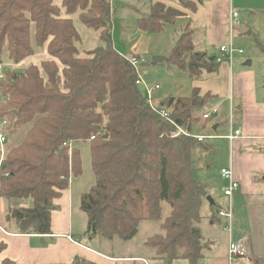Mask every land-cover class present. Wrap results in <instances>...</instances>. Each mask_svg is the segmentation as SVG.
<instances>
[{
  "label": "trees",
  "instance_id": "16d2710c",
  "mask_svg": "<svg viewBox=\"0 0 264 264\" xmlns=\"http://www.w3.org/2000/svg\"><path fill=\"white\" fill-rule=\"evenodd\" d=\"M74 14L98 31L99 44L83 55L69 17ZM177 15L176 9L156 3L138 26L160 32ZM110 18L108 0H60V5L0 0V61L5 56L18 64L34 53L31 25L36 46H46L50 56L18 74L6 68L0 80V119L9 120L5 134L8 141L22 135L1 164L0 197L29 201L17 212L10 209L11 231L50 233V214L57 209L53 200L68 187L70 173H81L77 144L86 142L94 181L79 197L85 235L126 241L142 223H156L159 231L143 243L156 258L198 264L204 246L197 223L206 186L195 176L193 150L215 148L189 133L204 100L195 96L196 90L190 97L163 98L170 121L151 110L134 84V67L113 48ZM192 49L190 36H180L167 61L182 69ZM195 53L214 65L206 52ZM213 65L208 73L216 71ZM193 74L189 67L187 76ZM178 128L187 134L177 133ZM4 248L0 241V251ZM0 264L15 263L5 258ZM69 264L94 263L76 257Z\"/></svg>",
  "mask_w": 264,
  "mask_h": 264
},
{
  "label": "crops",
  "instance_id": "0c3cea01",
  "mask_svg": "<svg viewBox=\"0 0 264 264\" xmlns=\"http://www.w3.org/2000/svg\"><path fill=\"white\" fill-rule=\"evenodd\" d=\"M165 1L171 7L177 6L175 0ZM241 4L244 6L245 2L242 1ZM231 6L240 11L239 5L235 6V0H202L200 4L197 3V10L186 16L194 31L192 37L194 44L199 46L200 40H204L208 45L216 42L217 39L218 42L222 38L228 40L227 15ZM184 23L181 21L180 25ZM33 34L34 26L31 25V44L34 53L20 63H29L30 60L38 57L37 50L39 48L45 50L46 58L43 60L50 58L46 46H36ZM222 44L223 41L219 43V45ZM202 48L207 52L206 48ZM232 59L223 56L220 63H214L215 67L216 64L219 65V69L212 74L202 75L198 80H192V87L198 89L200 96H207L206 98L211 100V105L216 104L218 108L221 107V104L224 106L228 104V107L230 104L234 105L237 114L239 112L243 118V121L241 119L242 123L235 119L241 124V136L228 141V166L220 167V169L230 167L233 178L239 183V188L231 197L234 218L230 237L243 241L247 247V258L237 259L232 264H264V97H262L264 95L261 91L258 95V79L254 70L250 68L251 63L250 65H246V62L243 63L246 65L245 68L249 66V69L238 70L237 67L234 68L236 64L232 65ZM29 64L37 65L36 62ZM157 98L162 99L164 96L161 95ZM232 113L234 114V112ZM252 115L261 119L252 121L249 119V116ZM218 116V120L216 119L208 125V132L197 134L208 135L213 132L221 134L218 129L221 124H227L228 114L222 119L220 118L221 111L218 110V115L215 118ZM208 120L203 121L207 123ZM214 125H216L215 130L212 129ZM206 126L202 129H205ZM214 148L215 152L218 151V146L214 145ZM195 154L197 155L194 158L197 172L207 171L212 167L205 159L208 153L197 148L194 150ZM202 182L207 187L204 201L210 210L208 214L210 221L206 235L201 233L198 227L200 221L197 223L202 239L209 240L204 246L203 258L199 264H229L227 260L229 234L225 232L223 243L219 242L218 236L223 235L219 229L223 226L224 220L213 211L215 208L217 210L226 206L228 198L223 195L220 198H215L206 180ZM72 183L71 181L68 187L62 191L60 197L53 200L57 209L50 214V233L21 234L16 231H8L0 226V241L5 244V248L0 251V263L7 258L15 264H69L77 257L94 264H144V260L147 261V264H189L187 260L181 258L170 262L156 258L154 250L143 244L145 239L153 233L136 239V241L134 240L135 236L126 241L120 240L121 248H115L112 247L114 241L107 243V241L87 237L84 233L86 220L80 225L81 231H76L72 221L73 207L79 208L80 196L74 195ZM226 184L227 180L220 185V188ZM80 194H82V190ZM146 224L150 223L144 225ZM78 232H82V234ZM67 235L72 236L81 244L70 241ZM105 242L107 244H104ZM124 250L125 252H123Z\"/></svg>",
  "mask_w": 264,
  "mask_h": 264
},
{
  "label": "rangeland",
  "instance_id": "374dc122",
  "mask_svg": "<svg viewBox=\"0 0 264 264\" xmlns=\"http://www.w3.org/2000/svg\"><path fill=\"white\" fill-rule=\"evenodd\" d=\"M108 1L111 7L110 23H111V42L113 48L121 55L133 56L137 59L143 58L145 60V62L141 64L142 67L141 75H144L146 80L152 83L155 82L154 84L157 83L160 86L156 92V97H160L161 95L164 96V98L169 96L190 97L193 96L196 90L195 96L199 98H203L202 100H204V104L201 106V108L197 109V113H196L197 115L191 121L190 133L188 132L189 135L208 132V128H209L208 125L211 124L213 121H216V119L217 120L219 119V116L215 118L218 115V110L221 111L220 118L224 119L225 116H227V114L229 116L230 112H234V114L232 113L233 119L234 120L238 119L240 123H242L243 118L240 116L241 114H239V112L237 114L234 105L230 104V106L228 107V104L227 106L221 104V107L218 108L216 104L211 105V100L206 98L207 96L206 97L200 96L198 89L192 87V80H198L201 78L202 75L204 76L206 74H210L206 71V69L210 68L211 65H213V63H211L210 65L207 62H205L206 61L205 59L202 58L200 59L198 53L195 52H203L204 49L202 47H204L207 50L206 55H208L209 58L221 56L217 47L219 46V43H221L222 41L223 43L228 42L227 38H222L220 42H218L217 39L216 42H212L209 45L205 44L204 40H200L199 43L201 44L199 46L194 44L192 39L194 31L190 26L189 19H187L186 16L189 13H192L191 6L197 5L198 2L196 0H181L180 4L178 0H175V2H177L176 7H171L167 5L165 0H108ZM242 1L245 2L244 6H241ZM54 3L60 5V0H54ZM156 3H160L161 5H164L165 8L171 7L176 9L178 15L173 19L172 22L164 23L163 29L160 32H148L141 30L138 26V19L148 15L150 13L151 5ZM237 4L239 5L240 11L233 6H231L229 9H235L238 11L241 24L239 26L240 29L238 28L239 31L235 30L236 32H234V35L231 38H232L233 46L236 49H241L243 52L234 53L232 59V65L236 64L234 68L237 67L238 70L241 68L249 69V66L245 68L246 65H244L243 63L250 61L251 63L250 68L254 70L256 74L255 76L258 79V95H259V91H261L262 94L264 95V0H235V6H237ZM240 7H244V8H240ZM69 17L72 18L75 29L80 35V41L77 44L80 50V55H83L85 50L94 49L99 44L98 31L89 29L85 25H83L78 20L77 14L70 15ZM181 21L185 23L183 25H180ZM180 36H183L184 40H186L190 36L193 47L192 51L185 57L186 61H183V65L185 64V66H183L182 69L177 67L175 64L167 61L168 56L172 50V47L175 45L176 41ZM37 51H38L37 52L38 57L30 60V62H36L37 66H39V62L46 58V53L45 50L42 48H39ZM156 55L163 56L165 59L160 60L159 62H152V57ZM1 61L4 62L6 68H9V70H11L13 74H18L22 69H24L30 63V62L29 63L24 62V63L12 64L8 59H6L5 56H3ZM59 67H61L60 64ZM189 67L190 68L193 67L194 70V74L192 75V78L187 76V71ZM215 68H216L215 70L217 71L219 69V65L216 64ZM156 99L162 100L163 98L162 99L156 98ZM215 108L217 109V111L216 113L211 114L208 122L206 123L205 121H203L201 117L202 114L207 111L208 112L213 111ZM249 119L254 121L256 119H261V118L252 115L249 116ZM237 123L241 126V124L238 121ZM205 125H207L206 128L202 129L204 128ZM218 132H221V134H227L229 132L228 125L225 123L221 124L218 129ZM21 139H22V135L11 141H8L7 139L5 143V148L8 149L9 147L16 145ZM211 142L213 145L211 144ZM205 143L213 147L214 145L218 146L217 149L218 151L207 152L203 150L205 153H208L205 159L210 163V166L212 165V167L207 171L203 170L201 172L199 171L197 172V168H196L195 176L199 178L201 181L206 180V182L211 187V191L214 194L215 198H220L223 195L222 191L220 190L221 189L220 185L223 184V182L226 180L221 177L219 170L220 167L222 166H228L227 163L229 160L228 147H227L228 140L225 138H213V139H207ZM77 147L79 149V156L81 161V173L77 177H74V175L70 173V182L71 181L73 182L72 190L74 195L80 196L81 190L82 193L86 192L89 189V187L92 185L94 181V176L91 169L88 144L86 142H78ZM194 150H193V156L194 158H196L197 155L196 154L194 155ZM5 152L7 151L5 150ZM206 195H207V187H206ZM205 196H203L202 198V205L200 209V222L198 223L199 224L198 227L200 228L201 233H203L204 235H206L207 233V229L209 227V221H210V219L208 218L209 217L208 214L210 210L206 207L204 201ZM0 202H1L0 226L4 229H7L8 231H11L13 229L12 227L13 219H11L12 215L8 216L10 209H12L11 211L17 212L18 210H21V208L27 207L29 205L28 203L29 201H24L16 198L6 201L5 199L0 197ZM213 211L215 212V214L217 213L216 208L213 209ZM84 217L85 215L80 211V209L79 208L75 209L74 206L72 221L74 223V227L76 231H81L80 225L85 221ZM7 219H9L10 222ZM144 224L142 223L139 226L137 233L134 235L135 241L136 239H141L144 236L146 237L149 234L159 231L157 229L156 223H150L146 225ZM224 224L225 223H223V226L220 227L219 229L223 233V235L218 236L220 243H223L224 233L228 232V230L224 227ZM151 225L154 226V229H152ZM209 231L212 234L210 228ZM78 233L82 234V232H78ZM208 241L209 240L202 239L203 246H205L207 244L206 242ZM107 243L105 242L104 244ZM112 247L121 248L120 240L115 239L114 242L112 243ZM220 247H222L221 244ZM123 252H125V250Z\"/></svg>",
  "mask_w": 264,
  "mask_h": 264
},
{
  "label": "built area",
  "instance_id": "2783aa9c",
  "mask_svg": "<svg viewBox=\"0 0 264 264\" xmlns=\"http://www.w3.org/2000/svg\"><path fill=\"white\" fill-rule=\"evenodd\" d=\"M229 15H227V28H228V42L223 43L222 45H219L218 50L221 56H227V58L232 59L235 52L242 53L243 51L241 49H236L232 44V36L234 35V32H236L241 24L239 19V13L235 9H229L228 11ZM236 30V31H235ZM221 56H216L212 58L211 60L214 63H220L222 61ZM128 62L134 67L136 71V78L134 81L135 86L139 90L142 97L145 99L147 105L153 110L155 113H157L162 119L169 120V111L168 109L163 105L161 100L156 99V92L159 89V85L156 83H152L145 79L144 75H141V64L145 62V60L137 59L133 56H124ZM6 66L3 61H0V80L4 76ZM2 100L0 96V101ZM217 109L215 108L213 111L205 112L202 114L203 120H208L211 116V114L216 113ZM7 118L3 117L0 119V167L3 163L7 152V149L5 148V143L7 141V136L4 131V127L8 124ZM227 125L229 127V132L227 134H191L198 142L206 141L207 139H213V138H225L228 141H232L236 139L238 136H241V126L233 119L232 112L229 113L228 119H227ZM181 134H187L186 131H183L182 129L178 128V132ZM220 175L223 179L227 180V184L225 186L221 187V191L223 196L228 198V202L226 206L220 207L217 209V216L222 218L224 220V227L228 230L229 234V240L227 243V260L229 264L234 263L237 259H244L247 258V247L245 243L241 240H234L230 237V233L232 231V222L234 218V210L233 206L231 204V197L233 193L239 188V183L233 178V173L230 167L221 168L219 170ZM70 180V177H69ZM67 238L75 243H79L76 239H74L72 236L67 235ZM144 264H147V261H143Z\"/></svg>",
  "mask_w": 264,
  "mask_h": 264
},
{
  "label": "water",
  "instance_id": "95a60500",
  "mask_svg": "<svg viewBox=\"0 0 264 264\" xmlns=\"http://www.w3.org/2000/svg\"><path fill=\"white\" fill-rule=\"evenodd\" d=\"M163 59H165L163 56H153L152 57V62H159L160 60H163ZM212 59V58H211ZM246 65H250V61H247L246 63H245ZM212 129L213 130H215L216 129V125H214L213 127H212ZM263 181H264V177H263Z\"/></svg>",
  "mask_w": 264,
  "mask_h": 264
}]
</instances>
